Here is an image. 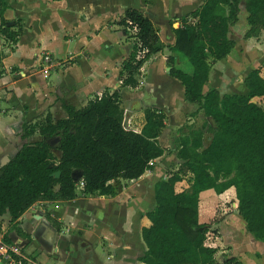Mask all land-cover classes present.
Here are the masks:
<instances>
[{"label":"trees","instance_id":"trees-1","mask_svg":"<svg viewBox=\"0 0 264 264\" xmlns=\"http://www.w3.org/2000/svg\"><path fill=\"white\" fill-rule=\"evenodd\" d=\"M240 1L247 24L243 36L257 35L264 28V0H204L205 9L215 8L204 17L208 20L191 21L183 15L180 25L171 28L172 48L189 60L191 69L174 66L167 55L169 73L182 85L183 97L197 103L210 121L204 119L180 135L177 155L184 161L153 182V204L145 212L149 224L140 227L146 248L137 259L144 264L214 262L215 247L204 244V239L216 219H197L198 192L209 187L220 192L231 185L238 214L255 237L264 239V107L252 99L264 95V78L259 74L264 70V56L245 73L244 94H219L214 87L201 90L210 62L223 57L234 43L227 32ZM6 7V0H0V58L2 46L11 48L22 31L17 20L6 23L2 16ZM185 15L194 18L197 9ZM116 23L123 39L130 42L129 51L117 63L118 87L90 98L85 108L62 103L61 115L46 108L21 120V141L0 163V215L6 213L9 222L35 201L72 199L76 193L73 171L81 181V193L112 194L162 154L157 136L164 112L144 106L139 130L126 127L121 89L138 83L139 67L161 51L163 43L151 20L134 7H125ZM205 24L208 28H203ZM54 136L57 141L49 143ZM56 169L59 173L54 177ZM184 176L187 182L175 190L174 183L185 181ZM231 263L238 261L223 260V264Z\"/></svg>","mask_w":264,"mask_h":264},{"label":"crops","instance_id":"crops-1","mask_svg":"<svg viewBox=\"0 0 264 264\" xmlns=\"http://www.w3.org/2000/svg\"><path fill=\"white\" fill-rule=\"evenodd\" d=\"M6 2L8 7L2 12L6 23L17 20L22 25L12 47L2 46L0 58V113L12 114L11 121H6L3 126L6 133L18 139L22 119L32 118L46 108L53 112L54 107L61 108L62 103L85 108L90 98H100L104 91L116 89L120 83L117 63L130 49V42L123 39L116 20L125 7H134L151 20L163 48L139 67L135 86L121 89L123 123L139 130L143 123L142 107L161 108L165 117L157 140L163 151L156 159H161L164 166L169 164L164 155L167 148L172 150L175 160L184 161L177 155L180 143L179 137L174 135V132L178 134L175 127L186 123L188 126L183 125L181 129L184 130L210 119L197 109V103L183 97L182 85L169 73L168 54L174 66L185 70L184 55L172 48L171 28L180 25L183 15L187 20L197 18L201 22L206 21L208 18L204 17L215 8L205 9L204 0ZM194 9H197L196 17L185 15ZM242 10L243 2L240 1L236 20L228 26L227 32L234 43L223 57L210 62L207 77L201 85L202 91L214 87L219 94H244L247 90L243 83L245 73L258 66L264 56V28L257 35L244 37L247 24L244 11L245 26L242 27ZM46 21L84 22L81 32L77 33H66L64 26H60L58 34L64 38L62 40L77 39L76 45L69 50L48 47L55 43L49 34L52 38L59 37L47 28L43 33L45 24H42ZM203 28L208 27L205 24ZM41 51L56 59L50 75L39 71L38 55ZM259 74L264 78L263 69ZM252 99L264 107V95ZM173 128L176 130L172 132ZM170 139L174 143L169 147L166 143ZM18 144L16 141L14 146L17 148ZM12 154L2 152L0 161ZM143 173L112 194H83L76 188L72 199L35 201L11 222L4 213L0 215V233L6 242L19 243L28 259L44 264H144L137 259L146 248L140 227L149 224L145 212L153 204V182L160 176L152 181L149 188L148 182L141 180ZM179 189L181 187H175V190ZM197 204L200 222H207L216 208L219 209L220 214L209 224L204 239V244L215 247L212 264H223L227 257H233L238 264H264V239L255 237L238 214L231 185L220 192L211 187L200 190ZM209 234L211 239L207 243Z\"/></svg>","mask_w":264,"mask_h":264},{"label":"rangeland","instance_id":"rangeland-1","mask_svg":"<svg viewBox=\"0 0 264 264\" xmlns=\"http://www.w3.org/2000/svg\"><path fill=\"white\" fill-rule=\"evenodd\" d=\"M243 14H244V11L242 10L241 19H242V27L244 28L245 22H244ZM44 24H45V27L42 26L43 33L46 32V28H47L49 30V32H53V34L56 37L57 36L59 37V38H52L50 36V34H49V38L51 40L55 41V43H53L52 46L50 44L47 45V46L51 47V48H56V49L60 48L62 50H69V49H71V47L76 45V40L77 39H75L74 41H72V40L71 41L62 40L64 38H61V36L58 34L60 26L63 25L64 28H65L64 30L67 31L66 33L69 32L71 34L73 32H76V33L77 32H81V29L83 28L84 22L76 21V22H72V23H67L66 24V22H61V21L60 22L46 21L42 25H44ZM67 27L68 28L72 27V28L67 30L66 29ZM237 27L239 28L241 26L238 25ZM171 55H174V54L171 53ZM183 59H184L183 68H185V70L189 71L191 69V64H190L189 60L185 56H183ZM171 64H172V61H171ZM160 110L163 111L161 108H160ZM53 113L56 116V115H61L63 113V111H62L61 108L54 107ZM11 118H12V114H10L9 112L4 114V115L2 113H0V146L2 147V152H5L7 154H11V153L14 152V150L16 149V147L14 146L16 141L18 143L21 141V138L19 136H18V139H17L15 135L10 134V133H6V131L3 130L4 123L6 121H11ZM183 125L184 126H188L186 123H182V124L178 125L177 127H175L176 129H178V134H176L177 132L176 133L174 132L175 137H176V135L178 137H180V135L182 133H185L187 131V129L181 130ZM175 128L172 129V132L176 130ZM28 137H30V138L35 137V134H33L32 136H28ZM172 142L174 143V140L170 139L168 141V143H166V145L170 147ZM171 151H172L171 149H167L166 148V152L164 154L167 157V159H169V164H166L164 166L163 163L161 162V159L157 160L158 159L157 158L156 160L152 161L150 166L145 170V172L141 176V180L148 182L149 188H151L152 181H154L156 178H158V176H161L162 174L167 172L168 169H170V168L173 169V168H175L178 165L179 162H178V160H175V158H174L175 156H174L173 152H171ZM2 152L0 153V157L2 155ZM53 154H54V156H56L57 155V151L53 150ZM51 163L54 164L55 161L53 160ZM72 175H73V177H74V179L76 181V188L79 189L80 188V186H79L80 185V179L76 175V172L73 171ZM183 179L185 181H182L180 184L177 183V182L174 183V186L176 187V189H178L179 187H183L184 184L187 182L186 181V176H184ZM219 214H220L219 213V209L216 208V210L214 211L213 216L210 219H208V221H213V219H217ZM210 229H212V228H210ZM210 239H211V235L209 234L208 239H206L207 243L210 242L209 241Z\"/></svg>","mask_w":264,"mask_h":264},{"label":"built area","instance_id":"built-area-1","mask_svg":"<svg viewBox=\"0 0 264 264\" xmlns=\"http://www.w3.org/2000/svg\"><path fill=\"white\" fill-rule=\"evenodd\" d=\"M173 54V52H172ZM39 71L44 75H50L52 68L56 64V59L46 51H41L38 55ZM41 103V100L38 104ZM81 186V181L80 185ZM44 264L37 260H30L26 257L17 242H6L0 233V264Z\"/></svg>","mask_w":264,"mask_h":264},{"label":"water","instance_id":"water-1","mask_svg":"<svg viewBox=\"0 0 264 264\" xmlns=\"http://www.w3.org/2000/svg\"><path fill=\"white\" fill-rule=\"evenodd\" d=\"M57 139H58V137H57V136H54V137H52L51 139H49V143H54V142L57 141ZM4 159H5V158H4ZM4 159H3V161H4ZM58 173H59V170L56 169V170H54V171L52 172V175H53L54 177H56V176L58 175Z\"/></svg>","mask_w":264,"mask_h":264}]
</instances>
